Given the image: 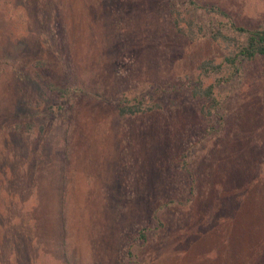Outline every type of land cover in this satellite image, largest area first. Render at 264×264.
Segmentation results:
<instances>
[{
    "label": "rangeland",
    "instance_id": "rangeland-1",
    "mask_svg": "<svg viewBox=\"0 0 264 264\" xmlns=\"http://www.w3.org/2000/svg\"><path fill=\"white\" fill-rule=\"evenodd\" d=\"M214 1L264 23V0ZM37 3L0 0V264H264V59L189 190L172 140L196 114L178 91L223 45L178 34L161 0H39L42 17ZM58 3L85 88L142 92L162 111L120 118L97 96L61 109L67 76L39 40Z\"/></svg>",
    "mask_w": 264,
    "mask_h": 264
},
{
    "label": "trees",
    "instance_id": "trees-1",
    "mask_svg": "<svg viewBox=\"0 0 264 264\" xmlns=\"http://www.w3.org/2000/svg\"><path fill=\"white\" fill-rule=\"evenodd\" d=\"M161 2L165 5L172 27L178 34L191 39L203 38L211 43L222 44L224 47L217 63H214L213 58L201 61L196 68L195 80L180 89L184 94L178 91L183 97L187 96L196 114V123L194 120L186 119L180 124L181 132L177 131L174 136L176 139L172 140L178 145V157L183 163V173L177 180L184 175V188L191 190L195 179L197 157L203 155L209 140L221 135L228 121L230 104L240 94L241 86L253 63L264 59V23L250 25L237 22L220 1L212 0L205 4L200 3V0H161ZM37 5L41 9L39 16L42 17L43 3L40 4L38 0ZM60 8L62 5L58 3L52 12L50 25L44 29L45 34L40 36L39 40L43 39L45 45L51 43L54 46L67 76L65 83L54 90L58 93V97L61 98L63 95L64 103L60 105L61 109L67 107V101L70 109L81 96H97L107 101L104 94L95 88H85L88 79L82 78V66H79L69 41L71 34L68 33L66 20L62 19ZM3 71L0 62V74ZM180 100L183 101V98L180 97ZM107 102L114 107L120 118L160 112L164 109L165 103L164 101L162 104L152 95L142 92L130 98L119 93ZM170 119L171 117L167 116L165 120ZM127 158L126 155L119 158L123 168L128 167ZM182 197L189 200L191 193L185 192ZM175 201L176 199L169 200L168 203L173 204ZM146 234L145 230L132 237L129 241L130 246L134 247L137 242L145 241ZM130 253L128 251V254ZM132 260L133 258L127 257L126 264H130Z\"/></svg>",
    "mask_w": 264,
    "mask_h": 264
}]
</instances>
